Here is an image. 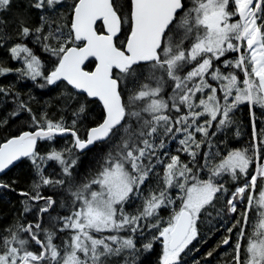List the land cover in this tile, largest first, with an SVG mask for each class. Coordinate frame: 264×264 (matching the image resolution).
I'll return each instance as SVG.
<instances>
[{"label":"snow or ice","instance_id":"6c2138e0","mask_svg":"<svg viewBox=\"0 0 264 264\" xmlns=\"http://www.w3.org/2000/svg\"><path fill=\"white\" fill-rule=\"evenodd\" d=\"M9 74L0 264H264V0H0Z\"/></svg>","mask_w":264,"mask_h":264},{"label":"trees","instance_id":"16d2710c","mask_svg":"<svg viewBox=\"0 0 264 264\" xmlns=\"http://www.w3.org/2000/svg\"><path fill=\"white\" fill-rule=\"evenodd\" d=\"M12 66H15V64L12 63ZM12 80H14V76H12L11 74H9L7 78L0 77V83L6 84ZM16 88L20 90L22 94H27L29 90H31V92L36 97V101L33 103L34 109L39 108L46 100L54 98L57 95L55 91L48 92L47 90H40L33 87L30 81L18 83L16 84ZM3 115L4 112L0 110V117H2ZM243 119L245 120L246 127L242 129V132H248L250 131V122L247 116L243 117ZM4 135L5 133L3 131H0V137H3ZM8 177H12L13 179L17 180V183L14 185L16 191H11L7 189H2L0 191V226H3L6 223L11 222L13 216V210L20 208V200L22 199V197L18 193L21 189L26 188L29 182L26 173L18 168L13 169L11 172H9ZM2 178L7 179V177H2ZM219 236H220L219 232H217L215 235H212L207 240V243L200 246V253H204L207 250H211L215 246V242L217 241ZM217 251L220 250L217 249ZM200 253L196 254L197 258H200ZM155 259L156 257L153 254H144L141 257L142 264H153Z\"/></svg>","mask_w":264,"mask_h":264},{"label":"water","instance_id":"95a60500","mask_svg":"<svg viewBox=\"0 0 264 264\" xmlns=\"http://www.w3.org/2000/svg\"><path fill=\"white\" fill-rule=\"evenodd\" d=\"M1 178V177H0ZM1 190V189H0Z\"/></svg>","mask_w":264,"mask_h":264}]
</instances>
